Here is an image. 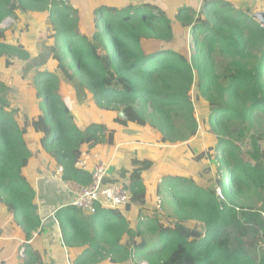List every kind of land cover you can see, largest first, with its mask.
I'll use <instances>...</instances> for the list:
<instances>
[{
	"label": "trees",
	"instance_id": "trees-1",
	"mask_svg": "<svg viewBox=\"0 0 264 264\" xmlns=\"http://www.w3.org/2000/svg\"><path fill=\"white\" fill-rule=\"evenodd\" d=\"M18 12L46 14L55 67L89 92L97 109L114 112L116 123L148 125L164 142L178 143L198 132L194 85L211 110L208 132L217 142L208 152L216 163L215 186L199 185L192 174L164 177L156 193L171 198L177 224L141 221L151 238L120 209L98 205L94 214H85L75 205L61 207L56 217L63 243L75 253L72 264H264V133L251 134L244 150V130L233 126L264 113V26L227 0L174 1L169 8L140 1L84 13L69 1L0 0V25ZM2 31L0 57H30L21 41L7 42ZM143 41L153 43L144 47ZM217 57L228 61L222 73ZM34 81L37 112L20 123L8 101L10 86L0 80V202L26 240L42 227L27 174L33 154L28 133L41 135L42 149L63 167L64 181L82 186L92 181L75 167L84 147L114 141L104 121L85 123L72 112L56 72L39 70ZM177 117L187 123V135L177 133ZM132 164L138 172L126 185L127 211L146 205L142 172L154 166L150 159ZM190 221L203 228L183 225ZM27 252L29 262L43 264L40 251Z\"/></svg>",
	"mask_w": 264,
	"mask_h": 264
},
{
	"label": "rangeland",
	"instance_id": "rangeland-1",
	"mask_svg": "<svg viewBox=\"0 0 264 264\" xmlns=\"http://www.w3.org/2000/svg\"><path fill=\"white\" fill-rule=\"evenodd\" d=\"M15 14L17 15L15 18H12L11 21H4L0 25V29L3 30L2 37H5L6 41L10 43L21 41L30 52V57L27 59H20L17 57L8 58L7 56L0 57V80L6 82L10 86V90L7 92V97L12 107L18 109L15 114L18 121L23 123L25 119H29L32 116V109L35 107V95L37 91L34 77L39 70L49 69L56 72L59 76L62 96L64 100H69L72 112L75 114L76 111H79L76 116L80 117V121L85 123L90 122L92 117L89 116V113L94 114L96 112V108L91 101V95L89 92L79 88L77 86V82H70L62 71L55 67L54 62L51 59L52 40L49 38V34L51 32L50 29H47L40 23L37 24L36 20L29 15L19 12ZM148 43L152 44L153 42L143 41L144 47H146ZM154 43H156V41H154ZM216 62L218 65V71L222 73L223 67L228 61H226L223 57H217ZM76 88L77 90L75 91ZM197 93V87L194 85L191 94L199 124L198 132L195 136L196 140L191 143V146L188 144L189 142L179 144L176 148V152L179 150L180 156L174 157L173 153L168 154L170 157H167V160L163 161V165H161L162 163L160 161L156 163L152 169V172H156H154V175H156L154 178L153 176H149L151 175V172L149 173L147 170L145 174L143 173L144 175L149 174L148 177H151V180H156V183H160L163 180V178L162 180H158L160 178L155 170L160 165L165 168L173 161L172 163H174L175 166L171 167L172 173H175V168L180 170L178 173H185V169L189 165V161L184 159L182 152H189L187 155L191 157V162L193 163H191L192 171L190 170V172L192 173L190 174L195 177L199 185L215 186L214 178L216 174V163L214 159L209 156V152L211 150L210 148L217 142V139L214 135L208 132L209 127L207 120L211 112L209 104L206 99H198ZM104 116L107 120H109L110 117L104 114L101 118L102 120L105 121ZM96 118L100 119V116H97ZM108 123H111V120H109ZM115 124H117V126L119 125L118 123ZM133 124V128L127 126L129 127L128 131L130 129L133 131V134L137 136L134 137L133 140L141 145L135 147L137 149L130 151V165L127 164L128 168H126V166L120 168L118 171L119 178H114L115 181L123 183L125 186L135 178L138 172L137 168L133 166L132 161L136 158L141 160L146 159L141 150L152 148L153 146L149 145L148 142L154 141L152 138L149 139L142 134L143 127L148 125H141L138 123ZM174 126L177 133H181L182 135L188 134L187 123L184 122L181 117H177ZM233 126L237 131L239 129L244 130V139L239 140V144H241L244 150H248L250 148V135L256 132L264 133V113L260 112L253 120L244 124L234 123ZM124 131L126 130H123L122 132ZM147 133L150 132L148 131ZM261 143L264 146V140H261ZM171 149L172 148H165L167 152H170ZM125 162L127 161L125 160ZM156 177H158V179ZM149 192L150 199L147 205L141 208H134L132 211L128 212L127 217L125 215V217L130 221V225L136 228L141 225V221L153 219L162 221L168 226L176 228L177 221L174 218V208L170 200L171 198L164 199L161 194H156L155 184L153 186H149ZM156 199H159L161 202L160 208L156 207ZM183 225L192 228L197 227L199 230L203 228L201 224L192 221L183 223ZM141 228L145 231L148 238L154 236L147 230L145 225H141ZM180 230L184 231V228H180Z\"/></svg>",
	"mask_w": 264,
	"mask_h": 264
},
{
	"label": "crops",
	"instance_id": "crops-1",
	"mask_svg": "<svg viewBox=\"0 0 264 264\" xmlns=\"http://www.w3.org/2000/svg\"><path fill=\"white\" fill-rule=\"evenodd\" d=\"M72 3V5L76 8L79 13L84 12H92L96 8L101 5L108 6H116L122 7L125 5H129L132 2H140V1H152L154 3L160 4L163 7H172V3L174 1H180L181 5L187 4L191 1L195 0H66ZM200 3L203 0H199ZM235 5L238 9H242L250 12V15L253 16L255 13L264 12V0H227ZM73 7V8H74ZM29 15L34 18L38 23L44 25L47 29L46 25V14L45 13H33L27 12L22 13ZM70 98V97H69ZM66 103L70 106L69 100L65 99ZM92 101V100H91ZM93 102V101H92ZM94 105V104H93ZM35 108V107H34ZM96 108V107H95ZM33 114L37 112V110L32 109ZM79 111H77L78 113ZM32 114V115H33ZM103 114L110 117L111 123H108L109 120L104 116V120L101 118ZM113 114V115H112ZM89 116L94 117L100 116L98 121H104L109 128L114 132V141L111 144L107 139H104L103 142L98 144L93 150H88L87 147H84V153L86 156V160L90 161L91 166V155L92 153H97L100 155V158L109 164V178L114 180V178L118 177V171L123 166L128 168L127 164L130 165L129 159L130 151H133L137 148L138 145H141L135 140L134 137H137L133 134V131L128 128H133L134 124L131 123L127 126H120L115 124L114 112L110 111H102L96 108V112L93 114L89 113ZM78 119L80 117L78 116ZM92 121V120H90ZM107 121V122H106ZM115 122V123H114ZM121 129V131H120ZM123 130H126L122 132ZM150 133H147V132ZM142 134L152 138L153 142H148L149 145L153 146L152 148L143 149L142 154L146 157V159H150L154 162V165L159 161L161 165H163V161L167 160V157H170L168 154H172L174 157L180 156V151L176 148L179 144L187 143L190 144L196 140V135L191 137L190 139L178 142V143H170L164 142L156 131L152 130L148 126L143 127ZM33 141L32 147V157L28 162L27 166V174L29 180L33 187L36 190L37 194V203L40 207V217L42 219V227L40 231L34 236L26 240L24 236V232L19 226L17 220L14 216L6 209V207L0 202V264H39V263H31L29 260L32 256L27 254L29 247L34 251H40L42 253V261L43 264H72V258L75 253H73L72 249L66 246L63 243L61 230L59 227V221L56 217V212L63 206H66L71 203L75 194L74 191L78 188V184L75 182L64 181L62 177L54 175L57 164L53 161L48 154L42 149L41 144V135L35 134L32 131L29 132L28 135ZM129 138V140H128ZM216 144V143H215ZM214 144V145H215ZM165 148H172L170 152H167ZM186 149V148H185ZM193 149V148H192ZM189 152H182L184 159L189 161V165L185 169V173L190 174V170L192 171V162L191 157L187 155ZM172 157V156H171ZM125 160L127 162H125ZM173 162V161H172ZM170 163L167 167L163 168L161 165L157 167L155 170L157 171L158 180H162V178L173 174L171 171V167L175 166L174 163ZM192 163V164H191ZM152 169L147 170V172H151L149 176H156ZM180 170L175 168V173H178ZM145 174L146 171H143L142 174ZM156 173V172H155ZM143 174V175H144ZM112 177H111V176ZM148 175H144L146 179V183L148 186V200L146 205L149 203V186H153L154 184L157 186L156 180H151V177ZM157 192V191H156ZM157 194V193H156ZM134 208H138L134 206L130 211ZM122 213L126 217L128 216V212L125 208L121 209ZM104 264H109L108 262Z\"/></svg>",
	"mask_w": 264,
	"mask_h": 264
},
{
	"label": "built area",
	"instance_id": "built-area-1",
	"mask_svg": "<svg viewBox=\"0 0 264 264\" xmlns=\"http://www.w3.org/2000/svg\"><path fill=\"white\" fill-rule=\"evenodd\" d=\"M74 9L76 8L74 7ZM12 18H15V16L8 17L5 22L11 21ZM91 161L90 166V161L86 160L83 150L81 157L75 162L76 168L91 174L92 181L85 186L78 184L79 186L74 191L75 196L70 204L75 205L85 214H94L98 205L110 209L121 210L125 208L130 203L131 191L123 183L109 178V164L103 161L99 154L92 153ZM63 171V167L57 165L54 175L62 177ZM156 207H161L159 199H156ZM261 214L264 216V212H261Z\"/></svg>",
	"mask_w": 264,
	"mask_h": 264
},
{
	"label": "water",
	"instance_id": "water-1",
	"mask_svg": "<svg viewBox=\"0 0 264 264\" xmlns=\"http://www.w3.org/2000/svg\"><path fill=\"white\" fill-rule=\"evenodd\" d=\"M252 17L264 26V12L255 13ZM120 116L125 117L124 112L121 111Z\"/></svg>",
	"mask_w": 264,
	"mask_h": 264
}]
</instances>
